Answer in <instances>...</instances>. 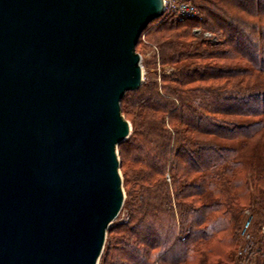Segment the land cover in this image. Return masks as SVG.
Here are the masks:
<instances>
[{
  "label": "water",
  "instance_id": "1",
  "mask_svg": "<svg viewBox=\"0 0 264 264\" xmlns=\"http://www.w3.org/2000/svg\"><path fill=\"white\" fill-rule=\"evenodd\" d=\"M162 0H0V264H97L124 200L126 91Z\"/></svg>",
  "mask_w": 264,
  "mask_h": 264
},
{
  "label": "trees",
  "instance_id": "2",
  "mask_svg": "<svg viewBox=\"0 0 264 264\" xmlns=\"http://www.w3.org/2000/svg\"><path fill=\"white\" fill-rule=\"evenodd\" d=\"M191 1L201 19L162 14L140 33L170 71L120 102L131 188L125 217L106 232L109 264H237L245 208L256 255L247 262L264 264V0Z\"/></svg>",
  "mask_w": 264,
  "mask_h": 264
},
{
  "label": "rangeland",
  "instance_id": "3",
  "mask_svg": "<svg viewBox=\"0 0 264 264\" xmlns=\"http://www.w3.org/2000/svg\"><path fill=\"white\" fill-rule=\"evenodd\" d=\"M155 22H157V18H155V20H152L151 23L149 22V24H147L148 25L147 29H150L152 27V25L155 24ZM196 27L198 30H195ZM191 30L198 37H204V34H203L204 30H201L200 27L195 26V27H192ZM211 36L214 39H216L215 35L211 34ZM206 38H208V37H206ZM208 39L211 40L210 38H208ZM135 50L140 53V65H141V69H142V81L148 80V79H150V80L156 79L155 81L159 82L160 81V74L161 73H168L170 71L169 66H167V65L162 66L159 63L158 56H157L158 48H157V45L154 43L153 39H151L150 35L142 33L141 36L139 37L138 43H136ZM154 54H155V61L153 62L152 56ZM227 63H230V62H227ZM129 123H130V121H129ZM130 126H131V124H130ZM117 151H118V146H117ZM118 154H119V152H118ZM119 159H120V156H119ZM120 161H121V159H120ZM126 164H127V156H126V154H124L123 160L121 161L122 167L121 166L119 167L120 168V174H121L122 178H123L122 171H124V169L126 168ZM166 179H168V177H166ZM122 186H123V191H124V200H123V202H124L128 198V190L131 188V184L126 183V185L122 184ZM249 191H251V189H249ZM249 212H250V210L245 208L244 217L241 219L242 222L240 223V226L236 229V231H238L237 239L239 242L237 245H235V249H233V250L235 252V257L240 255L239 259L237 261V264H248L249 262H247V260H249V259L254 260L253 258L256 256L252 252V249L250 248V246L247 245V243L245 241V240L251 239V233H252V231H251L252 226L251 225H252L253 215H250ZM124 217H125V208L122 205V208H121L119 214L113 220V222L119 221ZM246 222H248L247 226H245ZM260 228H261L259 230L260 231V239H264V233L262 232V228H264V225H262ZM113 236H114L113 233H107L106 234L104 246H103L102 252L98 258L97 264H109L110 260H112V255H111L112 251L110 249L108 250L107 247L110 243L109 242L110 239H111V243L114 244V237ZM215 239H216V237H215ZM221 247H222V249L225 248L222 245H221ZM251 247L253 248L252 245H251ZM102 259H105V262H103ZM210 259H212V258H210Z\"/></svg>",
  "mask_w": 264,
  "mask_h": 264
},
{
  "label": "built area",
  "instance_id": "4",
  "mask_svg": "<svg viewBox=\"0 0 264 264\" xmlns=\"http://www.w3.org/2000/svg\"><path fill=\"white\" fill-rule=\"evenodd\" d=\"M163 4V14H169L177 18H190V19H201L202 14L198 7L192 3L191 0H162ZM195 30H198L197 27ZM204 37H208L211 40L214 38L211 36V33L207 30L203 31ZM248 225V222L245 223V226ZM264 233V228H262Z\"/></svg>",
  "mask_w": 264,
  "mask_h": 264
}]
</instances>
